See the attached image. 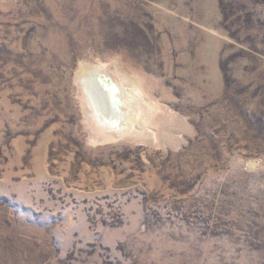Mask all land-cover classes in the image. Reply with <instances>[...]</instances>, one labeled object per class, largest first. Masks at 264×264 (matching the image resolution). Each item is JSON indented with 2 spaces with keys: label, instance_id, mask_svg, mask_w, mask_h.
<instances>
[{
  "label": "rangeland",
  "instance_id": "1",
  "mask_svg": "<svg viewBox=\"0 0 264 264\" xmlns=\"http://www.w3.org/2000/svg\"><path fill=\"white\" fill-rule=\"evenodd\" d=\"M0 264H264V0H0Z\"/></svg>",
  "mask_w": 264,
  "mask_h": 264
},
{
  "label": "bare ground",
  "instance_id": "2",
  "mask_svg": "<svg viewBox=\"0 0 264 264\" xmlns=\"http://www.w3.org/2000/svg\"><path fill=\"white\" fill-rule=\"evenodd\" d=\"M99 72H100V69H98V68H92L89 71L85 72V77L88 75H91L89 78L90 79L89 82H90L91 86L89 84L87 86L86 83H84L85 91H83V93L85 92L84 98L86 100V105H88V107L92 111L94 119L96 120L95 122L98 125L99 129L106 130V131L115 130L118 133L122 132V131H124L123 126H124V123H126V122H123V121L119 122V119H120L119 112L120 111H119L118 107H119V103H120V101H119L120 95L118 94V91L115 88L116 83L109 85V84L101 81L100 78L97 77V75L100 74ZM104 77H106V75ZM83 79H84V77H83ZM81 80H82V78H81ZM85 80H82V81H85ZM122 87H124V86H122ZM94 91L96 92L97 95L95 94ZM131 91H133V89H131V88H129V90L122 89L121 103L126 104L127 102H129L128 93ZM98 97H99V100L97 102L96 99H98ZM101 99L103 100V103L106 104L105 105L106 111H104V109H103L104 105L102 106V104L100 103ZM121 114L123 115L122 118L126 116V112H123ZM126 126H127V124H126ZM130 131H131L130 127L127 128V131L125 130L126 133H128Z\"/></svg>",
  "mask_w": 264,
  "mask_h": 264
}]
</instances>
